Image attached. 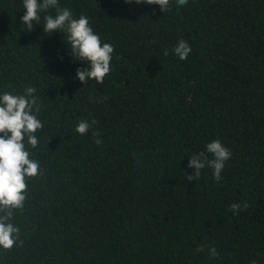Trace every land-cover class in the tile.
<instances>
[{
	"label": "trees",
	"instance_id": "trees-1",
	"mask_svg": "<svg viewBox=\"0 0 264 264\" xmlns=\"http://www.w3.org/2000/svg\"><path fill=\"white\" fill-rule=\"evenodd\" d=\"M59 4L115 46L111 71L83 85L66 33L44 32L55 9L29 29L23 0H0V93L35 87L44 125L13 220L23 243L0 264H264V0ZM82 120L96 121L85 135ZM216 139L232 153L221 178L187 180Z\"/></svg>",
	"mask_w": 264,
	"mask_h": 264
},
{
	"label": "clouds",
	"instance_id": "clouds-1",
	"mask_svg": "<svg viewBox=\"0 0 264 264\" xmlns=\"http://www.w3.org/2000/svg\"><path fill=\"white\" fill-rule=\"evenodd\" d=\"M125 2L130 5H159L163 13L170 5V0H125ZM188 2L189 0H176L178 6H185ZM23 7L26 12L21 17V23L29 29L34 28V22L36 25L41 24V13H49L50 9H55L54 16L52 14L43 16L44 32L47 35L56 32L66 33V45L72 58L75 56L77 60L86 64V67L76 70L75 78L83 85L88 80H95L100 84L104 82L111 71L110 62L115 46L102 41L90 26L88 17L80 15L79 18H74L69 8L60 6L59 0H23ZM172 51L183 61L192 52V47L186 40L180 39ZM165 55H168L167 51ZM35 93L36 88L32 86L26 87L23 94H13L8 91L0 93V247L3 249H11L17 242L23 243L20 240V229L13 220L17 210L22 211L25 206L28 189L26 178L36 177L40 170L39 162L30 158L32 155L30 148H36L39 143L35 134L44 127L38 118L39 97ZM95 123V120L91 122L82 120L77 124L75 131L85 135ZM92 135L95 138L94 142L100 145L102 141L98 138L99 130L93 131ZM208 154L213 158L209 159ZM231 155L230 149L221 140L211 141L206 145V151L191 156L188 167L195 169V173L188 174L187 180L199 181L202 170L206 167L213 169L214 177L219 180ZM248 207V203L244 202L243 208L246 210ZM230 210L234 214H239L241 205L233 203ZM203 250L204 246L198 248V251ZM209 253L213 258L219 255L215 247H209ZM252 264H256V261H252Z\"/></svg>",
	"mask_w": 264,
	"mask_h": 264
}]
</instances>
